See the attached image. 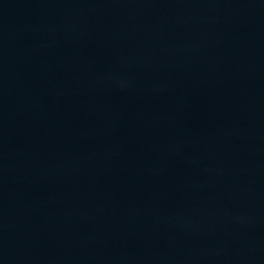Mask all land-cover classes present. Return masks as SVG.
<instances>
[{"label":"water","instance_id":"95a60500","mask_svg":"<svg viewBox=\"0 0 264 264\" xmlns=\"http://www.w3.org/2000/svg\"><path fill=\"white\" fill-rule=\"evenodd\" d=\"M0 264H264V0H0Z\"/></svg>","mask_w":264,"mask_h":264}]
</instances>
